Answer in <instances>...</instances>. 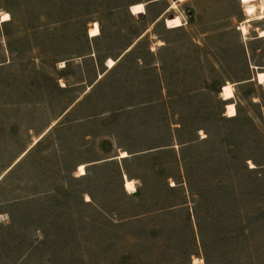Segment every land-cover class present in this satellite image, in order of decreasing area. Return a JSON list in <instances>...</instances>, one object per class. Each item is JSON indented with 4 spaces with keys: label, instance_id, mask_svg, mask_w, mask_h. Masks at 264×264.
Segmentation results:
<instances>
[{
    "label": "rangeland",
    "instance_id": "374dc122",
    "mask_svg": "<svg viewBox=\"0 0 264 264\" xmlns=\"http://www.w3.org/2000/svg\"><path fill=\"white\" fill-rule=\"evenodd\" d=\"M0 10V264H264V41L233 0Z\"/></svg>",
    "mask_w": 264,
    "mask_h": 264
},
{
    "label": "crops",
    "instance_id": "0c3cea01",
    "mask_svg": "<svg viewBox=\"0 0 264 264\" xmlns=\"http://www.w3.org/2000/svg\"><path fill=\"white\" fill-rule=\"evenodd\" d=\"M247 1L233 0L239 11V15L234 19L237 24L236 30L240 32L242 41L248 46L253 41H264V0ZM248 7L254 8L252 14L248 13ZM243 27L247 32L243 31Z\"/></svg>",
    "mask_w": 264,
    "mask_h": 264
},
{
    "label": "bare ground",
    "instance_id": "6f19581e",
    "mask_svg": "<svg viewBox=\"0 0 264 264\" xmlns=\"http://www.w3.org/2000/svg\"><path fill=\"white\" fill-rule=\"evenodd\" d=\"M181 1H183V0H181ZM243 1L248 2L247 0H243ZM131 11L134 15H137V14H142L146 10H145V6L143 4H138V5L133 6ZM247 11H248V13L252 14V12L254 11V8L248 7ZM166 25L168 28H172V29L180 28L183 26V22H182L180 17H175L174 19H172V18L168 19L166 21ZM245 27H243V31L247 32ZM99 32H100L99 26H98V24H95V27L91 30L90 35H91V37H95V36L99 35ZM109 64L112 66L115 63H114V61L110 60ZM257 80L260 84H264V72L257 74ZM223 95H224L225 100H229V99L233 98L234 94H233L231 86L224 87V94ZM227 108L229 110V115L231 117L236 115L234 105H229ZM121 157H123V158L127 157V154H122ZM84 170H85V166L84 165L80 166V171L82 172V174H85ZM133 186H134V183L132 181L126 182V187L128 189H132Z\"/></svg>",
    "mask_w": 264,
    "mask_h": 264
},
{
    "label": "clouds",
    "instance_id": "9594fccd",
    "mask_svg": "<svg viewBox=\"0 0 264 264\" xmlns=\"http://www.w3.org/2000/svg\"><path fill=\"white\" fill-rule=\"evenodd\" d=\"M4 16H6L7 19H3ZM9 19H10V14L3 13V11L0 10V22H2V21H6V20H9Z\"/></svg>",
    "mask_w": 264,
    "mask_h": 264
},
{
    "label": "snow or ice",
    "instance_id": "6c2138e0",
    "mask_svg": "<svg viewBox=\"0 0 264 264\" xmlns=\"http://www.w3.org/2000/svg\"><path fill=\"white\" fill-rule=\"evenodd\" d=\"M3 19H7V17H6V16H4V17H3Z\"/></svg>",
    "mask_w": 264,
    "mask_h": 264
},
{
    "label": "water",
    "instance_id": "95a60500",
    "mask_svg": "<svg viewBox=\"0 0 264 264\" xmlns=\"http://www.w3.org/2000/svg\"><path fill=\"white\" fill-rule=\"evenodd\" d=\"M170 18V17H169Z\"/></svg>",
    "mask_w": 264,
    "mask_h": 264
}]
</instances>
